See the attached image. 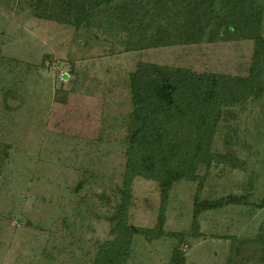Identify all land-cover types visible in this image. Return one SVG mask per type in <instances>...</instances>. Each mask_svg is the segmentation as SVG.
Instances as JSON below:
<instances>
[{"label": "rangeland", "instance_id": "1", "mask_svg": "<svg viewBox=\"0 0 264 264\" xmlns=\"http://www.w3.org/2000/svg\"><path fill=\"white\" fill-rule=\"evenodd\" d=\"M36 1L0 0V264H93L114 237L112 219L127 190L131 73L145 62L231 78L258 69L264 79V57L254 58L264 0L244 7L253 23L237 11V29H225L220 12L198 42L136 51L124 50L126 34L103 14L76 25L65 0L47 5L49 19L37 14ZM212 148L238 157L241 168L214 163L195 181L175 183L164 230L184 236L135 234L126 264H169L175 248L184 264H264V95L224 107ZM129 192L127 223L153 227L160 185L135 176ZM196 194L247 198L201 211L196 233Z\"/></svg>", "mask_w": 264, "mask_h": 264}, {"label": "trees", "instance_id": "2", "mask_svg": "<svg viewBox=\"0 0 264 264\" xmlns=\"http://www.w3.org/2000/svg\"><path fill=\"white\" fill-rule=\"evenodd\" d=\"M128 1L65 0L64 6L69 15H75L72 21H68L71 24L77 25L93 15L103 14L110 26H117V31L126 34L125 51L198 42L203 39L205 28L217 26L220 12L227 16L219 25L229 30L237 29L234 27L239 18L237 11L241 12V21L248 20L244 22L250 24L254 20L252 16L248 19L242 16L245 5L254 0ZM63 2L60 1L59 5ZM35 4L39 16L55 18L47 9L49 5L50 10L57 6L55 0H50L49 4L47 0H37ZM115 17L117 20L113 19ZM263 57L264 39L259 38L254 58L260 62ZM260 73L254 69L248 77L231 78L216 73L197 74L186 68L156 63L137 64L130 76L134 108L126 151L124 187L127 190L123 191V200L112 219L114 237L101 244L93 264H126L135 234L147 241L162 236L179 239L184 236L164 230L169 192L180 180L198 179L202 167L208 169L214 163H228L231 168H241L238 157L215 152L212 143L224 107L234 106L248 96L260 98L264 95V79ZM135 176L160 185L158 217L151 228L136 227L126 221L130 183ZM246 198L243 194H232L201 199L196 194L193 201L194 232L198 233L201 211L245 204ZM177 250H172L169 264H184V258L177 256Z\"/></svg>", "mask_w": 264, "mask_h": 264}]
</instances>
